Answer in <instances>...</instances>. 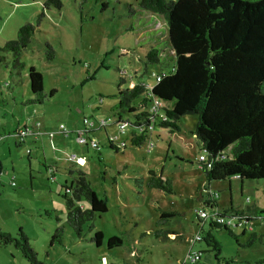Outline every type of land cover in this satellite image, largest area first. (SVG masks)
<instances>
[{
    "label": "rangeland",
    "instance_id": "1",
    "mask_svg": "<svg viewBox=\"0 0 264 264\" xmlns=\"http://www.w3.org/2000/svg\"><path fill=\"white\" fill-rule=\"evenodd\" d=\"M139 2L0 0V172L7 174L0 184V231L20 240L22 230L41 264H192L191 252L201 257L196 264H219L203 241L195 242L209 231V220L198 215L205 208L207 179L199 163L202 142L194 134L197 117H182L180 131L173 133L158 121L145 143L133 147L130 126L121 135L112 111L120 91L138 84L152 87L155 75L170 74L174 67L167 27ZM27 24L33 35L19 66L4 46ZM152 48L161 53L157 64L146 59ZM31 67L43 76L42 104L30 103ZM85 119L94 124L90 134ZM25 127L34 134L22 139L17 132ZM80 136L87 145L78 141ZM108 138L120 145L119 151L109 148ZM72 155L85 164L70 161ZM151 171L172 183L171 193L149 187ZM79 173L99 198L108 200V211L87 222L81 237L67 224L64 196L73 198ZM214 184L220 212L232 205L235 211L264 208V180ZM73 202L90 208L85 198ZM164 212L175 215L163 219ZM248 225L252 230L245 235L244 228L233 227L239 243L225 230L214 232L221 258L229 264L264 261V224L257 219ZM62 226L63 243L51 245ZM98 231L100 246L93 241ZM162 231L167 234L158 237ZM252 234L258 239L246 246ZM113 236L123 245L109 249ZM0 264L28 262L11 243L0 245Z\"/></svg>",
    "mask_w": 264,
    "mask_h": 264
},
{
    "label": "trees",
    "instance_id": "2",
    "mask_svg": "<svg viewBox=\"0 0 264 264\" xmlns=\"http://www.w3.org/2000/svg\"><path fill=\"white\" fill-rule=\"evenodd\" d=\"M139 5L167 27V47L174 67L170 74L155 75L156 84L152 87L138 84L120 91L118 104L112 109L116 122L130 126L131 145L140 147L157 125L153 120L159 116L151 112L154 102L162 104L159 109L167 116V121L158 126L170 128L172 133L180 131L178 122L182 117L196 116L194 134L202 142V155L206 158L205 162L199 160L207 179L204 205L219 209L214 182L229 181L230 185L235 178L242 184L245 180H264V0H140ZM32 35L33 26L27 24L19 29L16 40L4 46L5 51L13 53L19 66H23L19 61ZM160 56V50L152 48L146 59L148 63L157 64ZM28 78L33 95L30 103H44L42 74L31 67ZM54 94L52 91L50 96ZM149 103L152 105L148 111ZM124 115L129 116L125 121ZM91 129L92 133L94 125ZM108 146L115 151L121 148L110 138ZM96 148L99 149L98 144ZM148 185L166 193H171L173 187L169 180H163L162 175L157 176L153 171ZM64 196L68 207L67 224L78 237L83 236L87 222L108 211L107 198H99L82 173L73 187V198ZM81 198L88 201L89 209L74 205L73 199ZM230 213L249 221L264 219V208L235 211L232 206L221 211L220 216L227 217ZM174 215L164 212L161 216L164 219ZM208 223L209 231L203 236L200 234V241L209 247L219 264H229L221 258L222 246L214 232L225 230L239 243L234 228L212 219ZM245 231L241 235H245ZM64 233L63 226L57 228L51 245L62 244ZM19 234L21 239L17 240L0 231V245L14 243L28 264H41L29 238L22 230ZM166 234L162 231L157 236ZM102 238L103 234L98 231L93 241L100 246ZM257 239V234H252L245 245L251 246ZM107 245L112 249L123 245V240L113 236ZM256 264H264V261Z\"/></svg>",
    "mask_w": 264,
    "mask_h": 264
},
{
    "label": "built area",
    "instance_id": "3",
    "mask_svg": "<svg viewBox=\"0 0 264 264\" xmlns=\"http://www.w3.org/2000/svg\"><path fill=\"white\" fill-rule=\"evenodd\" d=\"M160 79L157 78V81H159ZM162 104L159 102V101H156L154 102V105L151 107V112L152 114H157L159 117L158 119L160 120V122H166L167 121V116L166 114L159 109V107L161 106ZM158 119H154L153 121H155V123L158 122ZM84 124H85V132L87 134L91 133L92 131V127L94 124H90L89 121L87 119L84 120ZM120 133L121 134H124L125 133V128H126V125H128L126 122H120ZM62 128V126H61ZM29 134H31V131L27 128L21 130L18 132V136H20V138L24 139L26 138ZM50 135V138L53 134H49ZM82 135V134H80ZM78 141L82 144H85L87 145V139L83 138L82 136H80L78 138ZM93 148H96L97 147V143L96 142H91ZM153 147V143H150L149 145V148H152ZM69 160L72 161V162H75L76 164H79V165H83V163L81 162L82 160L80 158H78L76 155H72V156H69ZM199 160L201 162H205L206 161V158L204 155L200 156L199 157ZM209 166V165H208ZM6 175V172H4L3 170H1V173H0V176L2 175ZM0 182H1V179H0ZM12 185H14V182H11ZM247 202H248V199H247ZM220 211L219 209H215V210H212L211 212L207 211L205 208L202 209L198 215H199V219L200 220H210L212 219L213 221H215L216 223H219V224H222V225H228V226H231V227H234V228H244L245 230H252V227L250 225H248L251 221L247 220L245 217H241L239 215H236V214H232L231 216H227V217H223V216H220ZM259 220L264 224V219H260ZM201 240V237L200 235L196 237L195 239V242H198ZM200 255L199 254H194V253H190L189 255V260L192 264H196L199 260H200Z\"/></svg>",
    "mask_w": 264,
    "mask_h": 264
},
{
    "label": "crops",
    "instance_id": "4",
    "mask_svg": "<svg viewBox=\"0 0 264 264\" xmlns=\"http://www.w3.org/2000/svg\"><path fill=\"white\" fill-rule=\"evenodd\" d=\"M39 124H40V123H39ZM40 127H41V124H40ZM25 128L29 129V127H25ZM25 128H23V129H25ZM37 128H38V126H37ZM23 129H20L19 131H21V130H23ZM19 131H18V132H19ZM30 131H31V130H30ZM31 132H32L31 134H34L33 131H31ZM38 134H39V135H42L41 133H38ZM29 135H30V134H29ZM80 159L82 160V161H81L82 163L84 162V163H83V165H84V164H85V159H83V158H80ZM6 175H7V174H6ZM235 179H236V178H235ZM214 185H215V184H214ZM231 205H232V204H231ZM232 206H233V205H232Z\"/></svg>",
    "mask_w": 264,
    "mask_h": 264
}]
</instances>
